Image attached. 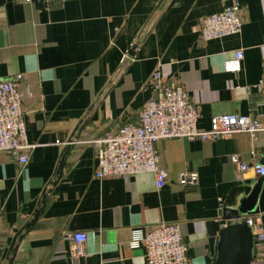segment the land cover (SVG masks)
<instances>
[{
  "label": "crops",
  "instance_id": "0c3cea01",
  "mask_svg": "<svg viewBox=\"0 0 264 264\" xmlns=\"http://www.w3.org/2000/svg\"><path fill=\"white\" fill-rule=\"evenodd\" d=\"M234 1L242 31L204 40L201 18ZM155 69L188 92L200 128L218 114L264 113V0H0V78L29 89L22 108L35 144L25 166L0 152V264H146L134 236L160 220L179 223L192 264L214 263L224 212L258 178L250 184L241 170L264 167V131L158 141L160 187L152 173L95 176L90 141L138 121ZM184 172H197L196 187L179 183ZM250 213L264 225V178ZM79 231L83 255L73 251Z\"/></svg>",
  "mask_w": 264,
  "mask_h": 264
},
{
  "label": "built area",
  "instance_id": "2783aa9c",
  "mask_svg": "<svg viewBox=\"0 0 264 264\" xmlns=\"http://www.w3.org/2000/svg\"><path fill=\"white\" fill-rule=\"evenodd\" d=\"M30 1V0H25ZM238 14V2L234 1L223 10L203 16L199 32L204 40L222 38L242 31ZM243 57L236 52V61L231 69L239 68ZM152 94L138 111L136 123H126L115 131H108L91 140L97 148L95 176L125 177L140 173L155 175L157 185L167 180V172L160 165L156 147L164 139L213 140L246 132L254 139L264 131V113H225L214 115L207 129L198 126L200 117L196 104L188 92L176 80H165L159 69L150 77ZM30 96L29 89L22 91L19 78H0V152H7L21 165L28 164L35 144L27 140L22 104ZM240 165L237 154L232 156ZM256 171L264 175V167L256 164ZM197 172H184L179 183L186 188L196 187ZM239 220L246 222L254 232L257 254L252 264L264 260V225L258 216L251 213ZM74 253L83 255L87 240L85 231L73 232ZM134 244L145 248L146 264H192L178 222L160 220L143 233L136 230Z\"/></svg>",
  "mask_w": 264,
  "mask_h": 264
},
{
  "label": "water",
  "instance_id": "95a60500",
  "mask_svg": "<svg viewBox=\"0 0 264 264\" xmlns=\"http://www.w3.org/2000/svg\"><path fill=\"white\" fill-rule=\"evenodd\" d=\"M255 165V163L248 164L241 170L242 174H240V178H243V174L248 172L246 174V181L250 184L253 183V179L256 175H258V178L254 182L251 193L241 202L240 206L235 209H228L224 212L225 218L229 219V221L221 228L217 237L213 264H252L255 259L257 247L255 246L253 229L246 222L239 220L242 215L254 211L256 206L258 193L264 176L257 174ZM62 167L61 164L60 170ZM38 215L39 210L36 212L34 220L28 222L24 228L28 230L38 218ZM21 233L22 230L13 238L9 253L12 250L14 252L17 250L15 244ZM1 253L2 250H0V254ZM12 262L13 259L9 258L8 264H12Z\"/></svg>",
  "mask_w": 264,
  "mask_h": 264
}]
</instances>
